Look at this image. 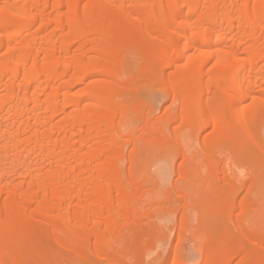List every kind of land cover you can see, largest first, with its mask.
I'll use <instances>...</instances> for the list:
<instances>
[{"label":"bare ground","instance_id":"6f19581e","mask_svg":"<svg viewBox=\"0 0 264 264\" xmlns=\"http://www.w3.org/2000/svg\"><path fill=\"white\" fill-rule=\"evenodd\" d=\"M259 124L264 0H0V264H116L110 239L144 238L120 220L143 204L186 216L213 199L217 223L257 206ZM187 163L205 189L173 196ZM151 179L171 185L161 202ZM262 224L196 225L199 263L264 264Z\"/></svg>","mask_w":264,"mask_h":264},{"label":"rangeland","instance_id":"374dc122","mask_svg":"<svg viewBox=\"0 0 264 264\" xmlns=\"http://www.w3.org/2000/svg\"><path fill=\"white\" fill-rule=\"evenodd\" d=\"M155 91H156L155 94L158 93L156 95H159V91H157V89ZM157 104L159 105V102L156 103L155 105ZM159 116H160L159 112H156L154 115L155 118ZM168 139L170 140V142H173L171 135H169ZM257 142L262 144L264 147V124L260 125L258 128ZM147 163H148L147 168L155 163L153 165V168L150 169V173L152 175L153 174L157 175V171H158L157 168L162 163L156 160V156L150 157ZM179 163H181L180 160L177 161L176 166H178ZM221 167L227 169L228 165L224 163H220L218 165V168ZM192 169L193 167H191L188 163L185 164L183 167L184 174L180 175L181 179H178V177L174 173L170 172L172 173V175H170L169 178L170 182L177 180V186L174 190L170 191V194H172L173 196L180 193H188L189 195H191L193 193L199 192L202 188L205 189L204 185H202L203 177L206 175L204 170L198 169L199 170L198 173H191ZM152 175H150V177H152ZM185 177L187 180L186 179L184 180ZM170 187H171L170 183H162L160 180L159 181L157 180L155 183L154 179H151L150 182H148L146 186L143 188V192L146 193L145 198L149 199L153 197L154 201L161 202L164 194L169 192L167 190H169ZM263 187H264L263 185L257 186L254 192L258 194L263 192L264 194V189H262ZM246 195H247V190L245 188L241 189L239 193V199H244ZM207 201H206L207 204L206 203L203 204V205L206 204L204 207L203 205H201L200 208L203 207L202 210H199L198 212L188 211L185 214L186 216H182L183 214L181 213L179 214L168 213L167 207L163 206L162 204H156L154 205V207L151 208L143 204L142 207H140L136 211L130 210L129 214H127L126 216H122L120 218L121 221H124L123 225L134 227V229H137L138 227H142L146 230V235L139 242L133 241V239H131V236L126 235L125 232H120L112 236L110 242H112L114 247L117 249L123 247V249H125L124 250L125 252L121 256H116V254H114L113 259L119 260V262H116V264H136V263L137 264H176L179 261V259H183L187 264H198L199 262H201L199 261L200 260L199 250L202 247L201 245L203 244V239H205L202 238L203 237L202 234L206 230L205 228L208 229L210 227H214L215 225L219 226L222 223H225L230 228H234V223H235L237 226H240L247 230L250 229L253 230V225L254 226L256 224L259 225L264 222L263 219L264 200H262L263 204L260 203L257 206L247 207V205L245 204L246 205L245 207L243 206L244 204H242V206L238 205L239 207L233 209L226 220L223 219L222 221L219 220L220 223H217L218 220L217 219L215 220L213 216L212 217L201 216L203 214H207L205 213V211L208 212V209L210 208V205L208 206V203L210 204V201L211 203L213 202V204H215L213 199H207ZM213 204H211V206ZM180 206H183V204L181 203ZM207 206L209 208L206 210ZM139 213L143 215L141 216ZM203 217L204 220L202 219ZM199 219H202V221ZM197 221L199 222L200 225H198ZM203 221L205 222L207 221L206 222L207 225L205 224L201 225ZM211 222L214 223L215 225L214 224L210 225ZM178 225H182L180 227H183L182 228L183 230L182 229L179 230L180 227ZM196 225L202 226L203 232L201 231L202 232L201 234L199 232L201 230L199 229L200 227H198L199 231L198 230L196 231L197 229ZM258 225L257 227H259ZM172 227L174 228V232L176 231L175 233L173 232L174 235L171 233ZM167 248H170L172 250L173 257L154 262L153 258L156 256V254ZM72 264H76V262L73 261ZM99 264H110V263L107 261H102L99 262Z\"/></svg>","mask_w":264,"mask_h":264}]
</instances>
